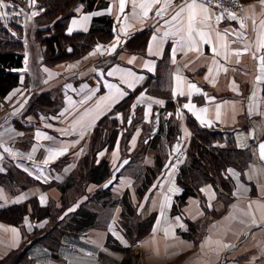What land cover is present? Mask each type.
Here are the masks:
<instances>
[{"label": "crops", "instance_id": "1", "mask_svg": "<svg viewBox=\"0 0 264 264\" xmlns=\"http://www.w3.org/2000/svg\"><path fill=\"white\" fill-rule=\"evenodd\" d=\"M14 1L37 15L32 0ZM241 1L232 19L196 0L209 7L204 23L196 9V28L206 33L205 40L193 33L197 50L188 42L191 1L183 0L152 3L147 15L139 7L145 0H125L123 11L120 0H98L91 10L74 3L66 33L97 29L103 39L82 57L54 65L43 62L41 47L28 45L24 32L19 83L0 102V208L35 200L50 213L34 220L30 207L21 224L0 221V264H134L141 253L135 264H264V7ZM158 71L170 97L144 88ZM130 93L131 110L123 114L116 107ZM44 94L49 101L38 104ZM188 116L232 132L253 157L243 176L228 169L234 182L228 203L204 183L174 212L184 159L173 156L175 143L187 147L192 136ZM106 117L115 125L101 129L97 145L94 134ZM100 164L104 172L91 176ZM126 204L134 210H123ZM124 213H132L133 224L153 216L149 232L130 240Z\"/></svg>", "mask_w": 264, "mask_h": 264}, {"label": "trees", "instance_id": "2", "mask_svg": "<svg viewBox=\"0 0 264 264\" xmlns=\"http://www.w3.org/2000/svg\"><path fill=\"white\" fill-rule=\"evenodd\" d=\"M78 1L83 3L86 10L94 9L98 5V0H35V8L38 10L36 19L38 21L43 19L46 24L51 23L45 28H39L34 36L36 42L44 48V63L54 65L60 62L76 60L86 54L92 45L103 39L102 33L97 29H92L88 32L66 33L65 16L70 7ZM4 2L9 5L6 6L5 11L10 13L12 11L11 3L15 1L4 0ZM2 9L0 8V12H2ZM62 15H64L62 20L57 22ZM23 38L24 27L20 16L13 14V16L9 15L0 19V102L19 83L18 69L23 65V52L25 50ZM160 75L161 73L158 71L156 76L148 80L144 88L157 93L161 97H168L170 89L166 85H161ZM152 80H155V84ZM261 94L264 96V83ZM134 95V93H130L116 109L123 114H127L131 110ZM36 99L38 104L42 103L43 99L49 101V97L46 94L39 95ZM139 113L140 109L137 108L134 121H137ZM107 119L106 117L100 120V128H96L94 135L95 144L97 145L103 143L101 129L108 125H115L112 122L114 121L113 119H110V121ZM187 123L192 136L187 144V154L178 169L177 181L182 187V192L176 196L172 205L174 212L181 210L188 197L197 195L200 186L204 183H211L217 192L218 199L225 200L224 197H229L234 187L233 179L227 172L228 169H235L243 176L244 170L253 157L252 148H239L236 145L232 132L218 128L202 127L192 116L187 117ZM104 170L105 166L100 164L96 168H91L89 174L91 176L102 174ZM126 195H124L122 203L128 202ZM30 207L33 210L32 216L34 220H38L50 213L49 206L42 207L35 200H28L0 208V221L16 225L21 224ZM126 207L127 209L124 208L123 210H134L127 204ZM131 215L132 213H124L121 225L125 235L134 241L149 232L153 216H148L133 224ZM134 225L136 226L135 228ZM14 255L15 253H12L2 262H10L13 260Z\"/></svg>", "mask_w": 264, "mask_h": 264}, {"label": "snow or ice", "instance_id": "3", "mask_svg": "<svg viewBox=\"0 0 264 264\" xmlns=\"http://www.w3.org/2000/svg\"><path fill=\"white\" fill-rule=\"evenodd\" d=\"M32 2L34 3L35 0H32ZM160 0H145L144 3H141L139 5L140 8L144 9V14L147 15V10L148 8L151 7V4L152 3H159ZM167 2H170V0H167ZM260 3H261V6L264 7V0H260ZM124 5H125V0H120V11H123L124 9ZM6 6H9V5H6L4 0H0V8H4ZM134 7L136 6L135 4L133 5ZM186 9L188 10L189 12V16H188V42L190 45H192V50H197L194 45H195V41L193 39V33H195L196 36L200 37L201 40H205V37H206V33L203 32L202 30L196 28V21H197V12H196V9H199V13L203 16V20H201L200 22L201 23H204L205 21H207L209 19V7L206 5V3H197L196 0H191V3H188L186 6ZM185 11V8H181V12ZM180 13H177V16L179 15ZM8 15V13L6 12H0V19H3L4 17H6ZM32 15H36V13H33ZM229 15V18H232V19H235V16L234 14L232 13H228ZM89 17L85 16L83 17L82 19L83 20H87ZM222 17L221 16H217L216 19L217 21H219ZM173 19H175V17H173ZM74 24L76 23L75 21L73 22ZM241 28L244 27V24L243 22L241 21V24H240ZM261 26L264 27V21H261ZM72 29H69V31H71ZM218 36H220L221 34L220 33H217ZM119 41H117L118 43ZM261 47H264V35H262L261 37V44H260ZM113 48H115V44L112 46ZM99 50V46H98V49ZM247 49H245L246 51ZM215 51V49H214ZM239 53H237L238 55ZM260 61H261V65L264 66V56L260 57ZM69 67H72V66H69ZM211 71V69H210ZM111 74V73H110ZM207 79V77H206ZM259 79V77H258ZM189 89H193L195 91H199V89L196 87L195 84H189L188 85ZM181 95H183V92L180 93ZM174 95H175V92H174ZM157 103H163V101H157ZM184 107L186 108H191L192 106L189 105V104H186L184 105ZM201 112H204L206 111V109H201L200 110ZM199 118V117H198ZM217 118H219V112L217 113ZM210 123V121L208 122ZM259 152H260V157L261 159H264V143H261L259 145ZM178 191V189L176 190ZM43 202V201H42ZM179 219V218H177ZM262 219H264V217H262ZM253 223H256L255 220H253ZM15 231V230H13Z\"/></svg>", "mask_w": 264, "mask_h": 264}, {"label": "rangeland", "instance_id": "4", "mask_svg": "<svg viewBox=\"0 0 264 264\" xmlns=\"http://www.w3.org/2000/svg\"><path fill=\"white\" fill-rule=\"evenodd\" d=\"M34 5H35V3H34ZM34 5L32 6V8L34 9V11H36L37 9L34 7ZM5 8L6 7H4L2 9V12H6ZM11 8H12V11L10 13H8V11L6 12V13H8L7 16H9V15L13 16V14H15L17 16H20V19L22 18L24 20V23H23L24 26L23 27H24V32H25V41H26V43L28 45H30L33 41L36 42L34 36H35V32L39 28H45L47 25L51 24V23L46 24L43 19L38 21V19H36V16L35 17L33 16V18H31L30 9L28 8V6L26 7L22 3H20V4H19V2L17 4L16 3H11ZM65 15H66V13H65ZM63 16L64 15H62V17H60L57 22L61 21ZM33 29H35L34 34H33ZM32 35H33V37H32ZM39 46L41 47V45H39ZM41 50H42V52H44V48L43 47H41ZM2 100H3V98H2ZM2 100H1V102H2ZM186 154H187V152H186ZM252 187H254L253 184H252ZM229 196H232V192H231V194ZM224 199L225 200H223V201L228 203L232 199V197L229 198L228 196H226V197H224ZM140 255H141V259L139 257V262H142L143 261L142 253ZM136 257H137V255L135 256V260H137ZM135 260H133L134 264L136 263Z\"/></svg>", "mask_w": 264, "mask_h": 264}, {"label": "built area", "instance_id": "5", "mask_svg": "<svg viewBox=\"0 0 264 264\" xmlns=\"http://www.w3.org/2000/svg\"><path fill=\"white\" fill-rule=\"evenodd\" d=\"M183 1H191V0H183ZM201 1L212 5L213 8L215 9L216 14H219V13H237L242 6L241 0H201ZM175 147H176L177 151L174 152L173 158L176 161L180 162L183 160V158L186 155L187 147H186L185 143L181 140H179L178 142L175 143ZM136 255H137L136 263H137V262H139L140 254H136ZM140 259H141V257H140Z\"/></svg>", "mask_w": 264, "mask_h": 264}, {"label": "water", "instance_id": "6", "mask_svg": "<svg viewBox=\"0 0 264 264\" xmlns=\"http://www.w3.org/2000/svg\"><path fill=\"white\" fill-rule=\"evenodd\" d=\"M175 151H177V150H175Z\"/></svg>", "mask_w": 264, "mask_h": 264}]
</instances>
